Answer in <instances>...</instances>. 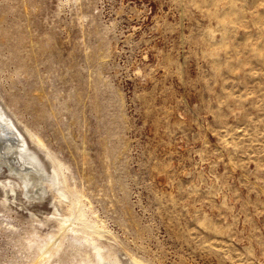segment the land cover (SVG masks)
I'll use <instances>...</instances> for the list:
<instances>
[{"label": "rangeland", "instance_id": "obj_1", "mask_svg": "<svg viewBox=\"0 0 264 264\" xmlns=\"http://www.w3.org/2000/svg\"><path fill=\"white\" fill-rule=\"evenodd\" d=\"M0 101L65 180L0 162V264H264V0H0Z\"/></svg>", "mask_w": 264, "mask_h": 264}, {"label": "bare ground", "instance_id": "obj_2", "mask_svg": "<svg viewBox=\"0 0 264 264\" xmlns=\"http://www.w3.org/2000/svg\"><path fill=\"white\" fill-rule=\"evenodd\" d=\"M30 138L35 142L32 135H30ZM38 143L42 142L38 140ZM45 159L34 146L29 144L26 136L18 128L0 101V162L2 164H8L10 170L18 173L27 188L30 185L32 186L40 183L38 190L35 191L39 198L45 197L47 187H57L62 181L65 183L63 176H61V173L59 172V168L57 169L53 166L52 168H48ZM28 191L31 190L28 189ZM31 194L33 193L31 192ZM73 200L76 199L73 198ZM74 203L75 207L72 208L70 216L60 218L61 230L63 232H78L81 230L78 226L81 225L90 230L102 231L101 228H98L87 221L85 210L78 205L79 201L77 200ZM85 237H87V240L92 245L95 257L84 260L82 264H122L117 258L111 260L108 255L104 253L105 246L98 244L93 237ZM90 240L92 242H90ZM57 244H59V237L47 240L45 243L43 242L40 244L38 246L40 256L49 254L52 248ZM136 264L140 263L137 262Z\"/></svg>", "mask_w": 264, "mask_h": 264}]
</instances>
